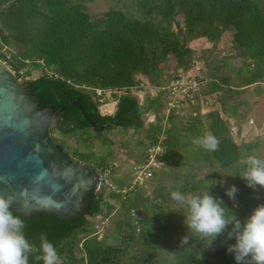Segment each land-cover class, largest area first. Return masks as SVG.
I'll list each match as a JSON object with an SVG mask.
<instances>
[{
  "label": "trees",
  "instance_id": "obj_1",
  "mask_svg": "<svg viewBox=\"0 0 264 264\" xmlns=\"http://www.w3.org/2000/svg\"><path fill=\"white\" fill-rule=\"evenodd\" d=\"M97 1L106 7L92 13L88 7ZM224 38L229 48L217 52ZM200 39L210 47L197 52L190 43ZM0 60L20 80L56 82L87 97L103 119L114 118L123 99L136 101L139 126L111 124L101 133L51 130L74 158L99 172L109 168L120 189L114 193L100 185L94 191L96 212L55 245L57 264H236L227 246L236 242L228 239L232 225L213 246L210 237L205 243L198 234H189L185 210L170 193L203 195L210 189L242 224L264 205L259 199L264 189L249 188L239 177L244 171L239 161L260 157L255 152L260 145L239 143L240 133L231 130L227 112L229 102L241 106L250 87L264 92V0H0ZM194 68L196 88L177 97L178 107H170L172 83L189 78ZM36 70L40 75L34 77ZM148 88L157 94L150 97ZM142 91L145 106L138 97ZM208 96L221 108L200 115L201 99ZM105 106H111L109 113L102 112ZM147 113L154 119L146 125ZM175 117L183 123L177 124ZM167 121L176 124L169 128ZM128 132L133 145L122 142L123 154L141 164L148 149L160 145L164 160L161 171L132 188L133 169L126 180L115 174L110 137L124 140ZM192 134L215 137L218 149L199 147L193 159L184 161V152L196 146ZM211 181L217 183L211 187ZM233 185L239 189L235 202L225 194ZM112 214L99 238L90 219L107 220ZM100 224L106 226L105 221ZM188 234L189 245L182 247L181 238Z\"/></svg>",
  "mask_w": 264,
  "mask_h": 264
},
{
  "label": "water",
  "instance_id": "obj_2",
  "mask_svg": "<svg viewBox=\"0 0 264 264\" xmlns=\"http://www.w3.org/2000/svg\"><path fill=\"white\" fill-rule=\"evenodd\" d=\"M114 118H101L87 97L52 81H23L0 60V195L25 222L28 241L54 246L96 212L99 170L70 155L51 130L101 133L111 124L139 126L136 101L123 99ZM32 253L29 264L37 261Z\"/></svg>",
  "mask_w": 264,
  "mask_h": 264
},
{
  "label": "clouds",
  "instance_id": "obj_3",
  "mask_svg": "<svg viewBox=\"0 0 264 264\" xmlns=\"http://www.w3.org/2000/svg\"><path fill=\"white\" fill-rule=\"evenodd\" d=\"M192 143L206 151H216L219 141L208 135L194 138ZM239 163L244 168L239 177L246 182V186L254 190L264 189V158L250 155ZM216 183L209 182L211 187ZM238 191L233 185L225 194L235 202ZM170 199L184 208V225L189 229V234H198L206 241L210 237L211 245L232 225L228 239L235 238L236 242L228 247V252L234 254L236 264H264V205L254 209L242 224L224 206L223 200L210 194V189L203 195H185L180 191H173ZM13 204L12 196L0 195V264H29V257L34 251L40 253L36 260L42 261V264H57L59 257L56 247L46 236H41L38 249L28 241L24 234L25 222L13 213ZM235 206L238 207V204ZM228 212H231V217H228ZM189 234L181 238L182 247L189 245Z\"/></svg>",
  "mask_w": 264,
  "mask_h": 264
},
{
  "label": "rangeland",
  "instance_id": "obj_4",
  "mask_svg": "<svg viewBox=\"0 0 264 264\" xmlns=\"http://www.w3.org/2000/svg\"><path fill=\"white\" fill-rule=\"evenodd\" d=\"M105 5L101 1H97L94 5L89 6V10L92 13H97L105 9ZM227 36V33L223 35ZM190 46L193 47L197 52H199L201 49L210 47V44L205 39L195 40L190 43ZM229 48V41L228 39H223L218 45H217V52L226 53V51ZM198 67H201L202 62H198L196 64ZM198 68H194L190 74L196 75ZM40 75V71L36 70L34 71V77ZM253 86L248 89V91L241 97L243 99V103L241 106L236 107L232 104V102L227 103V112L231 115L229 118V121L231 123V126L233 127V132L240 133L239 139L237 141L239 143L243 144H253L254 142L259 143L260 147L257 148L255 151L260 155V158H264V92H260L259 90H253ZM157 94L156 89H147V95L150 97L155 96ZM146 92L142 91L141 93H138V97L140 99V102L145 106L146 105ZM221 105L215 101L214 97L208 96L201 99V102L199 104L200 108V115L208 112L210 109H220ZM111 110V106H105L102 109L103 113H109ZM232 112H236L233 113ZM227 113V114H228ZM235 115V116H234ZM144 122L147 125L150 123L154 117L152 113H147L144 115ZM175 122L183 123L181 117H175ZM168 126L173 128L174 124H169L167 121ZM232 132V133H233ZM91 133V132H90ZM122 134V133H121ZM124 140H122L119 136H110L114 141L113 151L115 153L116 163L118 165L115 174L119 176L121 180H126L131 177V169L134 171L135 165H137L136 161L134 159H130L127 154H123V149L125 143L124 141L128 142L129 144L127 146L130 147V144L133 145V136L130 132L128 134L124 135ZM57 138V136H56ZM191 138L194 139V134L191 135ZM123 142V143H122ZM71 144V143H70ZM72 145V144H71ZM188 148V146H186ZM122 148V151L121 149ZM178 150L181 148H177ZM198 149H200L198 146L189 147L188 151L184 152V161H190L195 157L199 152ZM70 152V149L68 150ZM71 153V152H70ZM182 153V152H180ZM72 154V153H71ZM134 155H132L133 157ZM193 162L191 161L190 164ZM167 169V168H166ZM114 172V171H113ZM176 173V172H175ZM173 176V175H172ZM175 176L179 177V173L175 174ZM170 183V182H166ZM147 192H150L149 187L145 188ZM259 199H261L264 202V190L259 194ZM113 204H116L117 202L112 200L110 201ZM114 219V214L111 215V217L107 220L97 217L90 219V223L96 228L97 236L100 238L103 236V233L107 229L108 223L111 222V220ZM102 221H105L106 226H102L100 223ZM205 243L209 244V241L205 240ZM214 242H212L213 246ZM231 242L227 244L229 247Z\"/></svg>",
  "mask_w": 264,
  "mask_h": 264
},
{
  "label": "built area",
  "instance_id": "obj_5",
  "mask_svg": "<svg viewBox=\"0 0 264 264\" xmlns=\"http://www.w3.org/2000/svg\"><path fill=\"white\" fill-rule=\"evenodd\" d=\"M196 88V82L194 75H190L189 78H182L179 81L172 83L170 90L173 95L170 97V107L177 106V97L180 95H188L191 89ZM100 94V91H97ZM233 131V127L231 128ZM162 147L160 145L152 146L147 151V160L144 163L137 164L134 167V177L130 188L134 186H142L148 179H150L156 172L161 171L164 168V160L162 156ZM100 185L106 189L120 193V189L111 181V172L109 168H106L100 172L99 175ZM124 192V190H123Z\"/></svg>",
  "mask_w": 264,
  "mask_h": 264
}]
</instances>
